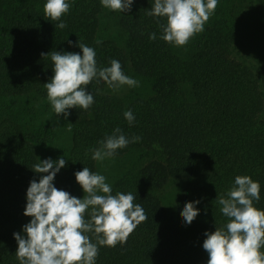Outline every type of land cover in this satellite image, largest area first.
I'll use <instances>...</instances> for the list:
<instances>
[{"label": "trees", "instance_id": "1", "mask_svg": "<svg viewBox=\"0 0 264 264\" xmlns=\"http://www.w3.org/2000/svg\"><path fill=\"white\" fill-rule=\"evenodd\" d=\"M46 2L0 0V264H19L14 233L25 235L31 221L24 215L27 189L46 175L34 165L64 157L53 183L75 196V173L98 171L92 149L116 128L129 141L141 139L114 158L137 153L143 164L117 176L112 194L131 192L147 220L126 244L98 245L95 264H207L205 233L226 230L229 222L214 201L236 176L259 182L253 204L264 210V0H218L204 30L181 47L161 39L166 18L147 14L154 0H134L130 12L118 15L114 35L103 28L109 9L101 0H67L71 7L61 21L45 19ZM60 22L67 26L56 28ZM79 40L95 50L98 68L118 60L139 86L114 91L93 80L86 89L93 105L69 109L65 119L47 99L44 84L54 64L41 54L82 55ZM129 110L132 124L124 116ZM56 119L70 128L66 144L58 143ZM171 179L189 181L168 212L156 191ZM195 201L199 215L185 224L181 212Z\"/></svg>", "mask_w": 264, "mask_h": 264}, {"label": "clouds", "instance_id": "2", "mask_svg": "<svg viewBox=\"0 0 264 264\" xmlns=\"http://www.w3.org/2000/svg\"><path fill=\"white\" fill-rule=\"evenodd\" d=\"M134 0H101L103 7L113 12H130ZM218 0H154L148 15L166 18L162 26L161 39L177 47L185 46L190 39L204 30L205 23L214 14ZM67 0H47L44 4L46 20L61 21L70 10ZM56 28L67 25L60 22ZM156 39V34L150 36ZM71 44L72 42L69 41ZM97 44L101 41L97 40ZM82 55L76 52H58L50 55L54 64V75L44 84L47 99L59 116L65 119L69 109L88 110L94 103V95L87 87L96 80H103L114 91L123 86L138 87L139 82L122 71L118 60H111L110 67L98 68L96 52L79 40ZM132 124L135 117L131 110L124 113ZM70 130V128H69ZM140 137L127 139L120 128L100 141V147L92 149V159L103 161L116 155L118 149ZM66 166L64 157L51 158L34 165L33 170L42 175L37 182H30L27 189V204L24 215L31 221L23 226V232L14 233L18 243L15 253L19 264H95L98 245L116 247L126 244L128 238L141 222L147 220L143 207L134 204L135 196L129 192L112 194L106 177L92 172L88 167L75 173L77 183L85 195L83 199L54 185L56 174ZM261 185L250 176H236L226 195H218L214 202L221 206L222 214L228 218L226 230L217 228L206 232L203 249L208 253L207 264H264V210L254 207L260 200ZM98 193H103L100 195ZM186 203L181 216L185 224H191L199 215L196 204ZM90 219H85V214ZM88 233H91L90 237ZM92 237L96 243L92 242Z\"/></svg>", "mask_w": 264, "mask_h": 264}, {"label": "rangeland", "instance_id": "3", "mask_svg": "<svg viewBox=\"0 0 264 264\" xmlns=\"http://www.w3.org/2000/svg\"><path fill=\"white\" fill-rule=\"evenodd\" d=\"M121 12H113L109 10L105 13V18L103 20V28L105 32L109 35H114L119 31L118 25L116 23L118 15ZM54 128L58 134V143L66 144L68 142L69 130H67L66 124H64L60 119L54 120ZM70 139V138H69ZM143 161L139 159L137 153H133L130 157L124 159H115L114 157L105 159L98 162V171L101 175L106 177V183L109 185L112 181L119 175H121L126 169L132 166H140ZM187 179H171L165 186L159 188L156 191L158 198L161 200L164 208L168 212H172L176 209V202L179 192L188 184ZM102 195V193H98ZM85 193L80 185L76 188L75 197L83 199Z\"/></svg>", "mask_w": 264, "mask_h": 264}]
</instances>
